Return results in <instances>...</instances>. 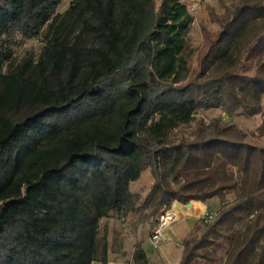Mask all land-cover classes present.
<instances>
[{
  "label": "trees",
  "instance_id": "16d2710c",
  "mask_svg": "<svg viewBox=\"0 0 264 264\" xmlns=\"http://www.w3.org/2000/svg\"><path fill=\"white\" fill-rule=\"evenodd\" d=\"M64 1L0 0V264H108L100 222L135 210L147 169L153 227L174 203L219 202L179 264H264V146L220 118L193 124L200 109L264 116V0L209 10L217 32L196 70L187 0H72L58 13ZM18 37L44 43L38 59L15 63ZM223 219L236 229L221 257Z\"/></svg>",
  "mask_w": 264,
  "mask_h": 264
},
{
  "label": "rangeland",
  "instance_id": "374dc122",
  "mask_svg": "<svg viewBox=\"0 0 264 264\" xmlns=\"http://www.w3.org/2000/svg\"><path fill=\"white\" fill-rule=\"evenodd\" d=\"M161 0H157V4H160ZM72 0L64 1L58 8V13H64L70 6ZM236 3V0H206L200 3L197 11L192 15L193 21L187 31V48L189 63L193 69H197L198 55L202 48L205 47L206 33L210 34V37H214L217 32V26L210 19L209 10L214 9L218 15H221L225 10L224 6H232ZM44 47V43L40 40H27L18 37L17 41L12 44L11 48L14 52L15 63L19 62L25 55L33 54L35 59H38ZM256 61L254 58H249L245 72L249 75H253L256 71ZM216 118H220L226 123H232L239 126L249 134L256 133L258 136L247 138L249 143L264 146V131L259 133L258 129L264 126V116L258 115L254 118H243L239 116L230 117L221 109H200L199 113L195 116V121L204 119L207 122ZM192 124V126H193ZM154 179L149 169L145 170L139 181L131 185V193L135 201V210L128 215H122L117 212L111 213L108 218L101 220L99 225V238L104 234L107 235V241L110 247L109 261L120 262L125 264H134V253L138 248H143L148 257V264H179L182 253V242L185 237V233L193 225L190 221H180L176 227L170 231L164 240L154 247L151 244V235L155 229L153 219L148 215V211L142 207V204L153 187ZM228 200H232L233 195H229ZM215 213L218 210L219 202L212 203ZM194 223V222H193ZM205 225L199 219L196 222L195 228L197 232L204 229ZM168 228V227H167ZM216 229L219 231L217 240L223 244L222 249L218 250V254L221 257L226 253V242L223 238L231 233L236 228L229 224V221L223 219L218 224ZM166 230V229H165ZM168 238V241L165 239ZM95 264H101L97 262ZM196 264H207L204 261H197ZM218 264H222L218 263Z\"/></svg>",
  "mask_w": 264,
  "mask_h": 264
},
{
  "label": "crops",
  "instance_id": "0c3cea01",
  "mask_svg": "<svg viewBox=\"0 0 264 264\" xmlns=\"http://www.w3.org/2000/svg\"><path fill=\"white\" fill-rule=\"evenodd\" d=\"M217 201H218L217 199L210 201V202H207V203H201V202L193 201L190 203L191 206L182 205L180 203H174L172 206V209H171L173 216H174V222L171 223L170 225H168L167 226L168 228L165 227L163 229L164 238H165V236H167V234L170 231H172L174 229V227H176L178 222L185 220L187 222L190 221V223L193 224L191 226V230L189 231V228H188V230L186 231L185 237H184V239H185L192 232V230L195 228L196 222L199 221V219L204 215V213L213 211L211 209V207H213L212 203L217 202ZM165 240L168 241V238ZM111 262L112 261H109V263H111ZM95 263H97V262H94L93 264H95ZM115 264H123V263L115 262Z\"/></svg>",
  "mask_w": 264,
  "mask_h": 264
},
{
  "label": "built area",
  "instance_id": "2783aa9c",
  "mask_svg": "<svg viewBox=\"0 0 264 264\" xmlns=\"http://www.w3.org/2000/svg\"><path fill=\"white\" fill-rule=\"evenodd\" d=\"M203 1L206 0H187V8L189 13L193 15L197 11V8L200 5V3ZM171 209L163 212V214L159 217L157 226L152 232L150 241L154 247H157L164 240L163 229L174 222V216ZM213 219H214V214L207 212L204 213V215L200 218V221L205 225L212 222ZM109 264H115V262H111Z\"/></svg>",
  "mask_w": 264,
  "mask_h": 264
},
{
  "label": "water",
  "instance_id": "95a60500",
  "mask_svg": "<svg viewBox=\"0 0 264 264\" xmlns=\"http://www.w3.org/2000/svg\"><path fill=\"white\" fill-rule=\"evenodd\" d=\"M189 206H191V204H188Z\"/></svg>",
  "mask_w": 264,
  "mask_h": 264
}]
</instances>
